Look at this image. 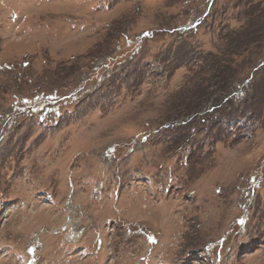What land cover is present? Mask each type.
Masks as SVG:
<instances>
[{
  "label": "rangeland",
  "instance_id": "obj_1",
  "mask_svg": "<svg viewBox=\"0 0 264 264\" xmlns=\"http://www.w3.org/2000/svg\"><path fill=\"white\" fill-rule=\"evenodd\" d=\"M0 264H264V0H0Z\"/></svg>",
  "mask_w": 264,
  "mask_h": 264
},
{
  "label": "trees",
  "instance_id": "obj_2",
  "mask_svg": "<svg viewBox=\"0 0 264 264\" xmlns=\"http://www.w3.org/2000/svg\"><path fill=\"white\" fill-rule=\"evenodd\" d=\"M233 115L234 117L232 116V114L228 115V117H233V118H228L229 120H232V121L225 122L223 123L224 125H222L223 126L222 129H224V131L226 132H230V134L235 133L237 131L238 126L244 127V129L247 130L248 128L249 129L253 127L255 128L259 122L258 120H256L254 111L248 112L249 118L248 116H237L236 114H233Z\"/></svg>",
  "mask_w": 264,
  "mask_h": 264
},
{
  "label": "bare ground",
  "instance_id": "obj_3",
  "mask_svg": "<svg viewBox=\"0 0 264 264\" xmlns=\"http://www.w3.org/2000/svg\"><path fill=\"white\" fill-rule=\"evenodd\" d=\"M73 236H74V238H75V232H74V231H71V232H70V239H74Z\"/></svg>",
  "mask_w": 264,
  "mask_h": 264
}]
</instances>
